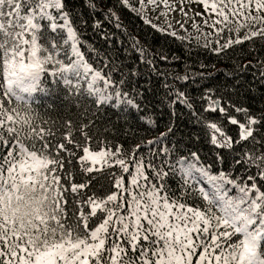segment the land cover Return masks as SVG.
<instances>
[{"label":"trees","instance_id":"trees-1","mask_svg":"<svg viewBox=\"0 0 264 264\" xmlns=\"http://www.w3.org/2000/svg\"><path fill=\"white\" fill-rule=\"evenodd\" d=\"M201 1L215 4L218 10L225 7L220 0ZM62 4V10L49 13L58 18L67 13L75 44L91 71L85 75L79 69L80 76L66 73L70 83L42 73L31 94L16 91L11 95L6 87L0 88V107L18 120L0 128V134L9 146L16 143L18 134L25 149L35 150L42 148L43 141L32 129L52 133L44 137L52 145L45 153L63 163V168L50 167L56 168L53 175L67 189L68 217L80 210L90 212L84 203L90 196L119 195L115 180L123 179L127 186L137 167L147 177L138 178L142 190L163 185L189 206L211 208L217 215L216 201L211 198L236 199L244 195L240 187L250 188L253 183L264 192L260 175L264 170V35L249 34V39L242 35L240 43L233 39L231 44L224 37L220 45L209 47L150 25L140 15L139 0H62ZM40 23L42 33L56 36L63 45L55 59L69 65L72 57L68 44H63L64 31L53 33L44 27L48 21ZM61 64L46 67L55 70ZM97 72L100 78L92 87L99 91H90ZM232 119L238 123L232 124ZM213 124L215 129L210 127ZM240 124L250 128L252 135L241 139ZM8 127L17 133L10 135ZM85 147L115 155L105 157L108 165L100 162L86 172L90 165L81 159ZM6 153L7 148L0 145V156ZM120 159L128 173L116 163ZM221 174L225 179H219ZM210 177L217 178L211 190L204 188ZM71 183L88 186L73 193ZM256 195L250 191L247 200ZM103 216L98 211L90 217L89 229L98 226V217ZM79 232L87 235L83 222Z\"/></svg>","mask_w":264,"mask_h":264},{"label":"snow or ice","instance_id":"snow-or-ice-1","mask_svg":"<svg viewBox=\"0 0 264 264\" xmlns=\"http://www.w3.org/2000/svg\"><path fill=\"white\" fill-rule=\"evenodd\" d=\"M220 2L225 7L238 4L244 9L254 5L257 11H264V0ZM63 7L62 0H0V88L6 87L8 94L14 95L17 90L31 94L37 90L41 73L48 71L46 66L61 64L55 57L63 51V45L56 36L41 32L42 20L49 22L44 27L53 33L66 29L68 39L73 41L72 52L79 57L67 67L61 64L58 72L72 71L80 76L81 67L85 75L91 71L83 64V57L75 47L76 37L67 13L59 17L63 19L60 24L59 18L48 12V9L62 10ZM212 7L215 10L216 5ZM228 10L232 12L233 8ZM219 15L228 22L223 8ZM256 19L264 23V18L257 16ZM257 34L264 35V29L252 32L251 36ZM249 38L248 34L244 37ZM67 43L68 40L63 41ZM50 74L57 75V72ZM62 78L70 83L67 77ZM99 78L97 72L89 84L90 91H99L92 87ZM0 116H6V120L0 119V128L8 122L18 123L2 107ZM231 123L238 121L232 119ZM210 127L216 128L214 124ZM240 129L241 139L252 135V130L244 124H240ZM7 132L11 135L17 133V129L8 127ZM32 133L43 141L41 149H35V144V150L25 149L18 134L16 143L9 146L0 134V145L7 148L6 155L0 156V264H264V192H260L255 183L250 188L240 187L244 197L237 201L218 196L217 207L221 214L217 215L211 208L202 210L189 206L181 196L169 193L163 185L142 190L144 186L138 178L147 180V177L137 167L127 186L123 179L115 180L114 187L119 195L90 196L84 201L90 206V212L80 210L78 215L74 213L73 217H68L65 207L68 201L64 195L67 189L61 185V178L53 175L56 168L50 167L63 168V163L49 159L45 153L52 145L44 137L52 133L44 129L39 132L32 129ZM213 142H216L215 137ZM230 143L225 141L226 145ZM59 147L63 149L64 145ZM83 151L85 155L81 159L91 160L93 164L108 165L105 157L115 155L103 150L92 152L88 147ZM116 163L125 173L129 172L124 160ZM93 170L85 168L86 172ZM260 175L264 178V170ZM219 179H225L223 174ZM68 180L71 182L70 176ZM87 186L71 183L70 190L78 193ZM250 191H256L257 195L249 202L246 198ZM202 194L208 199L207 194ZM241 204L247 207L241 208ZM98 211L104 216L98 217L101 222L90 230L87 221L97 216ZM71 219H76L77 223H70ZM80 222L87 235L79 232Z\"/></svg>","mask_w":264,"mask_h":264},{"label":"rangeland","instance_id":"rangeland-1","mask_svg":"<svg viewBox=\"0 0 264 264\" xmlns=\"http://www.w3.org/2000/svg\"><path fill=\"white\" fill-rule=\"evenodd\" d=\"M139 1V12L141 17L153 27L178 38L193 39L199 44L209 47L220 45L224 37H228V40L225 42L228 43L233 39L240 40L242 35H251L252 32L258 33L260 29H264V23L256 19L257 16L264 18V11H257L254 5L244 9H240L238 4L235 5V7H233V5L224 7V12L228 16V22H224L223 17L219 15L220 10L216 8L215 10L213 9L212 5L214 4L209 5L201 0ZM244 3H247V1ZM229 8H233V11L230 12L228 10ZM51 9L54 10V8ZM51 9H48V12ZM217 21H220V23H217ZM62 30L65 34V40H68L67 44L69 45V52L72 56V60L77 61L79 57L75 56L72 52L73 41L68 39L67 30ZM75 47L77 49L76 45ZM80 69L85 71L83 67ZM87 162L92 168L100 165V163L93 164L91 160ZM207 187L210 190L215 188L211 179H208V183L204 186L205 189ZM242 197H244V195L233 199V201H237ZM211 199L215 200L217 205L220 203L218 198L214 197ZM242 206L241 208H245L247 204ZM220 214L218 210V215ZM223 230L224 229H220V231Z\"/></svg>","mask_w":264,"mask_h":264}]
</instances>
